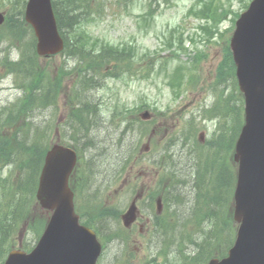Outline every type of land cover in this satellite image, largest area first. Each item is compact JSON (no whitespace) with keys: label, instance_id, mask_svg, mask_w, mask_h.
I'll return each mask as SVG.
<instances>
[{"label":"rangeland","instance_id":"rangeland-1","mask_svg":"<svg viewBox=\"0 0 264 264\" xmlns=\"http://www.w3.org/2000/svg\"><path fill=\"white\" fill-rule=\"evenodd\" d=\"M14 1L0 0V13L16 16L19 8ZM251 1L89 0L93 8L101 7L96 21L87 25L91 40L97 48L109 44L128 53L125 61H110L94 72L82 58L65 52L40 58L31 30L15 37L6 22L0 26V138L15 143L14 135L22 128L20 145L44 134L45 147L61 143L78 149L80 161L71 186L76 210L84 220L92 218L93 225L88 226L96 229L103 243L97 264H186L202 255L205 235L221 226L220 221H198L199 213L213 207L201 196L215 185L217 176L227 199V205L218 208L224 217L219 230L231 246L235 241L238 164L231 149L244 124V97L230 74L229 46L235 21ZM151 7L153 18L148 17ZM209 7L217 11L214 20L198 16L199 11L208 13ZM17 20L14 25L25 27ZM33 69L51 78L57 99L18 119L13 105L30 85L27 74ZM80 105L87 116L85 127L73 128L77 122L73 112ZM146 111L148 119L142 117ZM28 127L30 137L24 140L22 132ZM2 153L0 213L5 221H0V229H9L6 254L31 250L50 213L41 209L34 183L18 186L23 179L21 158L4 163ZM197 173L206 183L196 181L194 189ZM158 197L163 199L159 216ZM134 199L145 201L140 223L147 218L151 222L125 229L121 217ZM18 206L21 210L26 206L32 218L17 220ZM228 209L224 216L221 211ZM39 220L45 221L43 230L37 228ZM207 258L205 249L203 260Z\"/></svg>","mask_w":264,"mask_h":264},{"label":"water","instance_id":"water-1","mask_svg":"<svg viewBox=\"0 0 264 264\" xmlns=\"http://www.w3.org/2000/svg\"><path fill=\"white\" fill-rule=\"evenodd\" d=\"M25 19L37 38L39 56L63 51L51 0H28ZM5 21L0 14V25ZM241 91L245 94L246 124L236 146L239 162L234 218L237 238L228 257L209 264H264V0H254L237 22L231 39ZM74 149L54 144L47 152L37 190L49 222L31 252L12 251L4 264H97L102 245L95 233L80 225L69 179L77 165ZM132 205L123 216L126 227L136 220Z\"/></svg>","mask_w":264,"mask_h":264},{"label":"trees","instance_id":"trees-1","mask_svg":"<svg viewBox=\"0 0 264 264\" xmlns=\"http://www.w3.org/2000/svg\"><path fill=\"white\" fill-rule=\"evenodd\" d=\"M53 7L55 11V15L57 18L58 27L60 30L61 35L65 40V50L64 52L73 57L79 56L82 58L86 64H88L89 70L94 72V69H100L104 64L108 62H121L128 59V53L126 49H120L119 47L110 46L109 44L103 45L100 48H97V44L92 41L90 33L88 31V24L95 22L94 19L97 16L96 11L101 10V7H97L95 5L94 8L89 3V0H52ZM27 0H15L14 7L19 8L16 16L8 15L7 17V26L9 27V34L15 35V37L21 35L22 33L26 32L27 30H31L25 20H24V8L26 5ZM198 16L201 15V11H199ZM207 17H215L217 15V11H211L210 13H205ZM154 16V9L153 7L150 8L148 12V17L153 18ZM21 20L25 27L20 26L19 24L14 25V20ZM17 20V21H18ZM125 50V51H124ZM229 64L231 65V70L233 71V61L231 59V54L229 55ZM227 62V61H226ZM10 65H13L9 63ZM30 76L27 74V77H30V85L25 87L26 91L17 103L13 106H16L14 110L16 112L15 116L19 119L20 116L25 115V118L28 114L36 109L37 107H48L56 102L57 94L56 90H54L51 86V78L46 74L39 73L34 69L31 70ZM87 77L85 76L84 79ZM86 81V80H85ZM84 81V82H85ZM88 110V108H87ZM86 110V111H87ZM84 106L80 105V109L78 111L73 112L74 118H77V122H75V126L73 128H77L78 125L85 127L86 117L83 116L85 113ZM86 114V113H85ZM9 117L13 118V115H9ZM31 128H27V133L22 132V138L24 140H28L29 132ZM23 131L22 128L18 129L14 135L15 143L10 141L8 138H0V150L3 152L1 156L4 159V163L7 162H15L16 159L21 158V161L18 165L19 172L23 176V179L18 184V186H23V184H28L29 182L34 183L37 186L38 177L42 168V164L44 162V157L49 149V147H45L42 144V138L44 134L38 136L34 135V140L31 139L28 142H24L20 145L19 135ZM89 144H92V141H89ZM219 176H217V179ZM195 179L201 182L205 176L202 174H196ZM214 180L215 185L209 186V191L202 195V198H208L207 204L209 207L212 205L213 207L208 208V211L203 214L199 213L198 221L199 223H204L206 220L212 221L215 223L217 221L221 222V226H219L214 232H211L210 235H205L203 241V250L202 255H199L194 260L187 262L186 264H197L205 262L206 260L216 257V258H223L227 255L228 249L231 246V241L225 240L226 233L224 231L219 230L223 228V220L224 217H221L219 214V207L222 205L224 208L227 205V199L224 198L223 190L224 188H220L219 182ZM18 186L16 190L18 191ZM199 189V188H198ZM233 190V184L232 188ZM23 193L26 195L25 190ZM32 198V196H31ZM30 198V199H31ZM23 208L20 209L18 206L15 210V217L16 219H23L26 221L27 219L30 220L32 217V212L30 213L29 210ZM224 216H227L229 213V209L227 211H221ZM107 214V212H103ZM1 218V213H0ZM43 219V218H41ZM92 218L85 219V225H90ZM44 220V219H43ZM1 222H4L5 219L1 218ZM45 222V221H44ZM42 220L37 222V228L39 227L42 229L46 225ZM43 230V229H42ZM216 233L215 238L213 235ZM9 234V229L5 228L4 230L0 229V263L4 259L6 255V248L4 247L7 242V237ZM201 247V245H200ZM199 248V247H198ZM216 248H219L216 250ZM206 249L207 252V259H204V250ZM8 252V251H7Z\"/></svg>","mask_w":264,"mask_h":264},{"label":"flooded vegetation","instance_id":"flooded-vegetation-1","mask_svg":"<svg viewBox=\"0 0 264 264\" xmlns=\"http://www.w3.org/2000/svg\"><path fill=\"white\" fill-rule=\"evenodd\" d=\"M148 195V192H147V194L145 195V197ZM140 216H142L141 214H140ZM140 218V217H139ZM150 222H151V220L149 219V218H147V220H145L144 222H142V223H140L139 222V220H138V222L136 223V224H139L140 225V227H143L144 225H146V224H149L150 225Z\"/></svg>","mask_w":264,"mask_h":264},{"label":"bare ground","instance_id":"bare-ground-1","mask_svg":"<svg viewBox=\"0 0 264 264\" xmlns=\"http://www.w3.org/2000/svg\"><path fill=\"white\" fill-rule=\"evenodd\" d=\"M191 178V177H190ZM192 181H193V186H194V189L196 188V187H198L197 185H195V182L196 181H198V180H194V179H192ZM199 182V181H198ZM200 183V182H199Z\"/></svg>","mask_w":264,"mask_h":264}]
</instances>
